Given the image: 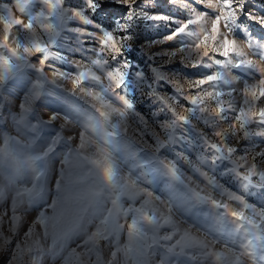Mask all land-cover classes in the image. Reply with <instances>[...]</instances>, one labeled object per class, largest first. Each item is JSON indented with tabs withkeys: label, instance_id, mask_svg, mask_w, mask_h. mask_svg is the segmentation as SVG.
<instances>
[{
	"label": "rangeland",
	"instance_id": "rangeland-1",
	"mask_svg": "<svg viewBox=\"0 0 264 264\" xmlns=\"http://www.w3.org/2000/svg\"><path fill=\"white\" fill-rule=\"evenodd\" d=\"M183 2L196 12H206L209 17L216 15L214 10L206 7L208 0ZM98 3L100 6L93 10L87 7V0H66L65 6L53 14L44 0H0V21L15 24L16 20L23 19L27 25L32 20V29L12 28L13 35H19L25 42L39 38L50 43L45 26L57 25L60 33L50 49L63 57H50L52 67L46 65L43 73L35 67L38 57H30L27 62H19L17 71L0 82V264H66V260L67 264H92L87 257L81 256L78 262L68 253L73 248L77 252L83 251L77 244L95 231L93 225L98 221L94 217L103 211L105 204L112 212V223L101 226V230L110 239L97 237L96 245H89L93 252L98 246L101 264H261L264 241L250 235L248 239L252 246H241L244 234L236 231L234 223L222 219L224 210L210 202L199 201L190 190V186H198L203 189L202 195L228 203L231 209L240 208L235 201L208 186L205 178L184 157L200 171L214 176L228 191L244 196L257 207H264V189L245 188L233 171L231 161L226 158L213 161V153L206 147L205 135L210 142L220 143L214 130L228 129L236 113H227V120L209 116L206 124L199 118V113L193 117L186 111L191 105L185 97L196 94L188 81L224 69L215 64L208 67L206 63L191 66L195 62V53L190 50L171 58L164 54L191 42L192 38L181 33L174 40L159 43L175 31L179 23L173 19L153 21L137 15L127 29L133 36L131 47L117 60H109V68L115 67L120 59H127L131 65L125 84L113 91L127 95L135 104V113L140 116L135 119L129 114L122 122L120 134L112 136L114 142L111 145L106 137L113 134L110 124L117 122L115 110L122 108V103L112 92L105 94L107 97L103 102L98 101L79 89L73 90L70 79L53 75L54 69L74 75L83 70L78 65H86L101 76L103 88L109 87L108 69L90 64V60L96 58L98 39L75 29H87L91 33L116 29L119 23L125 22L129 6L115 0H98ZM132 8L138 13L163 14L177 21L195 18L194 15L190 17L189 9L181 6V0L175 4L171 0H136ZM71 9H84L95 24L72 20ZM249 14L264 17V0H243L234 33L238 44L248 53L247 58L264 67V58L246 43V33L254 41L264 43V26L251 19ZM203 26L210 28V20ZM221 27L223 30V24ZM3 30L4 25L0 23V37ZM190 30H197V26L191 25ZM9 42L12 43V38ZM0 54H6V50L0 48ZM181 55L186 59L182 61ZM153 69L167 79L153 82L156 75ZM228 75L259 79V73L250 69H230ZM149 83H153L151 92ZM100 84L89 80L82 86L95 94L103 91ZM235 86L240 87V82L236 81ZM219 87L225 92L229 88L222 82ZM177 88H180L179 92ZM153 93L165 97L176 113L188 115L191 121L177 127L173 140L158 149L156 140L166 141L167 137L160 125L172 117L167 109L161 111L164 105L153 97ZM233 96L236 107L243 106L242 98L236 93ZM262 105L264 100L256 106ZM214 106V102H209L208 107ZM53 113L57 114L56 119L50 118ZM251 130L254 134L239 143L229 137L228 143L237 148L236 157L247 154L251 159L254 152L264 149V136L259 135L264 131V125L253 124ZM199 156L204 157L203 164L197 162ZM106 159L117 169L119 191L104 181ZM97 160L101 161L100 166L93 163ZM166 160L177 163L185 183L174 180L166 172L163 167ZM148 192H152V198L157 195L165 200V204L167 201L173 204L175 228L173 224L163 222L167 212L162 206L141 208L144 200L149 199L145 195ZM153 207L159 227L138 238L131 221L140 216L147 218L153 214ZM132 208L141 209V212L130 213ZM41 210L48 217H57L55 225L50 221L48 228L50 233L55 232V245L51 235L47 239L43 237V230L36 223ZM30 226L33 233L26 238ZM185 229L194 238L208 242L207 252L195 243L177 245V239ZM170 234L172 240L163 239ZM17 244L31 251L22 253ZM217 252L222 253L219 260L215 258Z\"/></svg>",
	"mask_w": 264,
	"mask_h": 264
},
{
	"label": "snow or ice",
	"instance_id": "snow-or-ice-1",
	"mask_svg": "<svg viewBox=\"0 0 264 264\" xmlns=\"http://www.w3.org/2000/svg\"><path fill=\"white\" fill-rule=\"evenodd\" d=\"M115 2L129 6V13L125 22L119 23L116 29L103 30L102 32L97 33H91L88 32L87 29L82 28L75 29L77 32L87 33L98 39L99 47L96 50V58L91 59L90 64L97 68L108 69L106 75L109 81V87L103 88V85L100 84L101 76L96 75L93 69L86 65H78V67H82L83 70L76 72L74 75L56 69L53 70V75L65 80L70 79L73 85V90L79 89L80 92L86 93L88 96H94L98 101L103 102L107 97L105 94L112 92L115 99L122 103L123 107L115 110L118 117L117 122L110 124V127L113 129V134H109L106 137L108 143L111 145L114 142L112 136H118L120 134L122 122L125 121L129 114L135 117V119H140V116L135 113V104L127 95H120L113 91V89H120L125 84L131 65L127 59H120L115 67L109 68L107 67L109 65V60H117L123 56L126 49L131 47L130 41L133 39V36L127 31V29L132 26V21L137 15L145 16L147 19L153 21H166L173 19V21L179 23L180 26L168 36L164 37L162 41H159V43L174 40L181 33H185L187 37L192 39L190 43L182 45L177 48L175 52L164 54L171 58L175 57L178 53L183 54L185 50H190L195 53V62L191 66L206 63L208 67H212L213 64H215L224 69V71L216 70L205 77L188 81L190 87L196 91V94L185 97L191 105L186 111L191 113L193 117H196L197 113H199V118L204 119L206 124L209 122V116L215 117L217 120H227L229 119L227 113H236L232 117V123L229 125L228 129L219 131L214 130L213 134L215 137L220 138V143L210 142V139L205 135L206 147L213 153L211 159L213 161L218 158L229 159L233 165V171H235L241 178L245 188L264 189V149L254 152L251 159H249L247 154L236 157L234 154L238 153L237 148L228 143L229 137L239 143L241 140H245L250 135H253L254 133L251 130V125H264V105L260 107L256 106L257 102L264 100V67L258 66L253 60L247 58L248 53H246L244 48L238 44L234 34L235 29L238 27L237 21L243 10V0H208L206 7L216 12V15L212 17H209L206 12H196L195 10L190 9V6L181 0V6L189 9L190 17L193 15L195 16L194 19L190 18L186 21H177L175 18H170L163 14L148 15L146 13H138L132 8V5L135 4L136 0H115ZM171 2L175 4L177 0H171ZM44 3L47 5L48 9L55 14L56 9L65 6L66 0H44ZM99 6L98 0H87L88 8L95 10ZM41 16H43V13H41ZM70 16L72 20H78L83 24H95V21L86 15L84 9H71ZM249 16L251 19L257 20L262 26H264V17H254L251 16V14H249ZM209 20L210 28L204 27V23ZM0 23L4 25L3 35L0 37V48L6 50V54H0V82L7 80L11 74L17 71L20 67L19 62H27L30 57H38V64L35 65V67H37L41 73L44 72V67L46 65L52 67V65H49L50 57L63 59V57L56 51H51L50 49V45L56 44V37L60 33L57 25L53 24L45 26V30L49 32L50 39V43H47L39 38H34L29 42H25L19 35H13L12 28L14 27L32 29V20H30L27 25L24 24L23 19L16 20L15 24H9L6 20L0 21ZM222 24L223 30L221 27ZM191 25H196L197 30H190ZM246 36L247 46L264 58V43L254 41L250 34L246 33ZM10 38H12V43L9 42ZM217 56L221 58H217ZM105 57H107V59ZM184 59H186V57L181 55V60L183 61ZM230 69H250L253 72L259 73V79L256 80L253 78L249 80L244 79L243 76H229L228 70ZM153 72L156 73L153 82L159 79H167L166 77L161 76L156 69H153ZM138 75H142V73H138ZM89 80L96 81L100 84L103 91L94 94L92 91L83 87L82 85H84L85 81ZM53 81H55V79H53ZM236 81L240 82V87L235 86ZM221 82L224 85L229 86L227 92L219 87ZM169 83H171V81H169ZM148 87L150 89L149 92H151L153 83H149ZM176 91L179 92L180 88H177ZM234 93L242 98L243 106H240L239 108L236 107V99L233 96ZM37 95H39V93H37ZM153 97L164 105V108H162L161 111L167 109L171 112L172 117L170 120H167L160 125V127L164 128L167 132V137L166 141H160L159 139L156 140L155 146L158 149L165 143L173 140L175 136L174 132L177 127L189 124L191 121L188 115L176 113L175 109L168 105V101L165 97L159 96L155 93H153ZM209 102H214L215 106L211 108L208 107ZM50 118L56 119L57 114L53 113ZM259 135L264 136V131L260 132ZM184 159L200 174L201 177L205 178L208 186H211L219 191L222 196H226L229 200L235 201L240 206L239 210L231 209L228 203H223L208 195H202L201 193L203 192V189H200L198 186H190V190L196 199L199 201L210 202L215 207L224 210L222 219L234 223L236 225V231L244 234L245 239L242 241L241 246H252V241L248 239L250 235L264 241V207H257V205L249 203L244 196L228 191L216 181L214 176H209L207 172L200 171V169L196 168L188 158L184 157ZM197 162L203 164L205 162L204 157L199 156ZM93 163L97 166L101 165V161L99 160L93 161ZM163 167L166 172L174 178V180L185 183L182 179L181 170L175 161H163ZM117 176L118 173L115 165H112L111 162L106 159L103 168L104 181L119 191ZM145 195L149 199L144 200V204L141 205V208L146 205L162 206L167 212V215L163 217V222L165 224H173V227L175 228L172 219L176 214L173 204L170 201H167L165 204V200L157 195L152 198V192H148ZM109 203H111V201H109ZM102 208L103 211L94 217V219L98 221V223L93 225L95 231L88 234L87 238L84 239L82 243L77 244V248H81L83 251L77 252L76 249L73 248L68 253L69 257L77 258L78 262L79 258L83 256L92 260V264H101L98 246L95 252H93L89 245L90 243L96 245L94 241L97 237L110 239V237L107 236V233L102 232L101 226L106 227L112 223V212L106 204L103 205ZM13 211H15V209H13ZM129 212L139 214L141 209L132 208L129 209ZM13 219H15V216H13ZM56 220V216L48 217L44 210L38 212L36 217V223L40 225L43 230V237L47 239L51 235L53 245L56 243V235L54 231L50 233L48 228L49 222L51 221L54 226ZM131 227L138 238L144 236L148 232H155L156 228L159 227L157 216L155 214V207H153V214L148 215L147 218L140 216L139 219H132ZM32 233L33 228L30 226L25 233V237L30 238ZM132 234L133 233H129V235ZM163 239L170 241L173 239V235H166ZM181 242L199 244L204 248L205 252L208 250V242L194 238L188 229H185L179 236V239H177V245L181 246ZM36 243L38 244L39 241ZM261 246L262 249H264V244ZM16 247L20 248V245L17 244ZM20 251L22 253L30 252L31 249L25 247L20 248ZM221 255L222 253L217 252L215 254L216 260H219ZM115 256L116 253L113 252L112 257L115 258ZM261 264H264V258L261 259Z\"/></svg>",
	"mask_w": 264,
	"mask_h": 264
}]
</instances>
